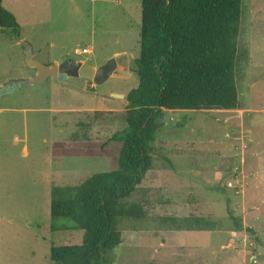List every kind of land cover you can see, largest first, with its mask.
<instances>
[{
  "label": "rangeland",
  "instance_id": "1",
  "mask_svg": "<svg viewBox=\"0 0 264 264\" xmlns=\"http://www.w3.org/2000/svg\"><path fill=\"white\" fill-rule=\"evenodd\" d=\"M2 3L21 30L16 38L0 27V264H54L52 188L118 166L112 137L126 127V95L139 83L142 0ZM238 48L240 108L164 110L152 167L129 197L147 217L121 222L122 243L102 264H264V0H243ZM28 55L95 68L115 57L119 72L101 84L82 76L15 84L36 73ZM61 147L82 155L57 165L52 151ZM162 216L218 226L177 230Z\"/></svg>",
  "mask_w": 264,
  "mask_h": 264
},
{
  "label": "trees",
  "instance_id": "2",
  "mask_svg": "<svg viewBox=\"0 0 264 264\" xmlns=\"http://www.w3.org/2000/svg\"><path fill=\"white\" fill-rule=\"evenodd\" d=\"M242 6L243 0H142L140 54L133 68L139 83L126 95V127L112 137L121 142L118 166L78 184L52 188L50 259L54 264H102L107 253L122 243L121 222L147 217L144 206L129 197L152 167L165 109L240 108L236 65ZM0 27L20 36V24L2 0ZM0 88V93L6 92ZM75 155H82L81 150L61 147L53 149L51 159L61 165L66 156ZM232 218L241 228V222ZM160 220L177 230L218 226L201 216ZM73 235L79 241L69 242Z\"/></svg>",
  "mask_w": 264,
  "mask_h": 264
},
{
  "label": "water",
  "instance_id": "3",
  "mask_svg": "<svg viewBox=\"0 0 264 264\" xmlns=\"http://www.w3.org/2000/svg\"><path fill=\"white\" fill-rule=\"evenodd\" d=\"M27 64L35 69V75L27 80L15 81V84L31 85L38 82H43L48 78L58 82H65L69 76L72 77H85L92 79L95 83L101 84L107 80L113 73H118L116 69L117 61L115 57L108 60L105 65H101L98 68L88 64L76 62L73 58H68L60 64L50 63L44 64L34 60L27 56ZM122 74L127 75L126 72ZM112 96L117 98H123L124 95L112 93Z\"/></svg>",
  "mask_w": 264,
  "mask_h": 264
},
{
  "label": "flooded vegetation",
  "instance_id": "4",
  "mask_svg": "<svg viewBox=\"0 0 264 264\" xmlns=\"http://www.w3.org/2000/svg\"><path fill=\"white\" fill-rule=\"evenodd\" d=\"M31 57V56H30Z\"/></svg>",
  "mask_w": 264,
  "mask_h": 264
}]
</instances>
